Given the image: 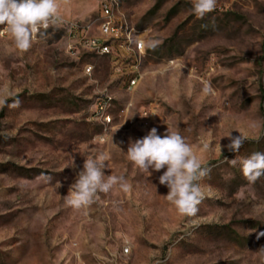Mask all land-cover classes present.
<instances>
[{
  "label": "rangeland",
  "instance_id": "1",
  "mask_svg": "<svg viewBox=\"0 0 264 264\" xmlns=\"http://www.w3.org/2000/svg\"><path fill=\"white\" fill-rule=\"evenodd\" d=\"M99 1L57 0L59 19L27 52L0 25V90L20 100L0 107V264H264V176L250 183L239 162H225L264 153V0H217L202 19L192 0H104L145 43L160 42L139 61L68 33L70 22L92 24ZM153 127L178 132L211 169L198 183L213 195L195 218L167 200L166 168L142 171L127 158L130 140ZM235 129L248 140L229 152L224 136ZM101 154L105 179L123 181L68 206L85 159Z\"/></svg>",
  "mask_w": 264,
  "mask_h": 264
},
{
  "label": "clouds",
  "instance_id": "2",
  "mask_svg": "<svg viewBox=\"0 0 264 264\" xmlns=\"http://www.w3.org/2000/svg\"><path fill=\"white\" fill-rule=\"evenodd\" d=\"M217 0H192L193 12L198 18H204L206 14L215 10ZM57 0H0V25H5L11 33L15 48L21 52H27L31 47L37 34H42L41 29H47L50 23L59 19ZM130 43L138 47L155 49L159 41L153 40L145 43L134 36L129 37ZM205 92L211 93L210 86L205 87ZM14 93L5 88L0 90V107H19L20 100L12 99ZM255 127V124L251 125ZM118 130V129H117ZM237 130L240 135L232 136L230 131L226 136L229 143L224 147L229 152H238L248 137ZM223 138V137H221ZM205 149L209 144L203 145ZM221 151V145L219 143ZM130 162L142 171H166L159 176V184L165 185L169 192L166 198L171 202L178 213L185 217L195 218L199 211V205L207 197L213 195L210 188L205 189L198 183L206 177L211 169L204 165L193 151V147L187 143L178 132H170L161 136L158 129L153 127L142 138L129 142L126 152ZM108 160L106 155H99L93 159H85L83 169L77 173L75 182L70 186L65 196V203L74 208H82L91 205L98 193H108L114 185L121 183L123 177L105 175L103 169ZM225 162L235 166L237 162L241 165L244 178L255 183L261 176H264V153L254 152L247 157L237 156L235 159ZM61 186V185H60ZM125 190L127 184H121ZM147 214V212H145ZM191 223L198 226L199 220L193 219ZM264 236L260 232L257 236ZM264 252V247L260 249Z\"/></svg>",
  "mask_w": 264,
  "mask_h": 264
},
{
  "label": "built area",
  "instance_id": "3",
  "mask_svg": "<svg viewBox=\"0 0 264 264\" xmlns=\"http://www.w3.org/2000/svg\"><path fill=\"white\" fill-rule=\"evenodd\" d=\"M99 2L100 12L92 24L79 25L76 22H70L68 24V33L81 37L85 40L87 46L101 55L109 56L124 50L131 52L135 60L139 61L144 54V47H138L137 44L130 43L129 37L134 36L143 41L140 32L117 19L111 4L104 0ZM95 23H98L100 37L88 38V32ZM5 32L6 29L4 28L1 33L4 34ZM138 79L139 76L136 71H133L128 78L123 80V84L127 90H130L136 86Z\"/></svg>",
  "mask_w": 264,
  "mask_h": 264
}]
</instances>
